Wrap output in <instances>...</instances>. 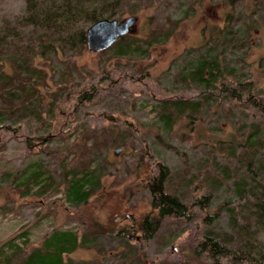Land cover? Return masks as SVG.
I'll return each instance as SVG.
<instances>
[{
    "label": "rangeland",
    "instance_id": "rangeland-1",
    "mask_svg": "<svg viewBox=\"0 0 264 264\" xmlns=\"http://www.w3.org/2000/svg\"><path fill=\"white\" fill-rule=\"evenodd\" d=\"M24 1L0 0V264H21L55 232L76 234L71 264H239L215 263L199 244L264 245L250 217L264 174V0H124L113 19L137 23L110 48L61 44L45 58L26 51L41 41L18 25ZM217 53L218 83L185 77ZM227 75L242 84L227 86L240 102L219 87ZM257 127L260 148L240 145ZM159 165L193 217H166L143 241ZM87 176L99 182L77 206L68 188ZM204 195L205 211L193 205ZM98 224L133 232L97 233Z\"/></svg>",
    "mask_w": 264,
    "mask_h": 264
},
{
    "label": "trees",
    "instance_id": "trees-1",
    "mask_svg": "<svg viewBox=\"0 0 264 264\" xmlns=\"http://www.w3.org/2000/svg\"><path fill=\"white\" fill-rule=\"evenodd\" d=\"M124 0H25L24 9L19 20V27L29 30L32 34H40L36 39L40 40V46L35 48L31 43L26 46V51L30 52L34 57L45 58L49 54L58 52V48L63 45L71 47H87L86 30L87 28L103 19H113L117 16V12ZM226 5L232 6V0H227ZM226 17H229L226 15ZM13 33L18 36V29H14ZM18 30V31H16ZM22 31V30H21ZM20 31V32H21ZM215 31V30H214ZM2 40V39H1ZM205 42V40H204ZM1 44V43H0ZM27 52V53H28ZM219 53L210 56L208 60H199L189 66L190 70L185 77L192 78L196 83H201L204 88L218 83V77L223 75L220 70ZM223 76L220 83V89L225 94V99L231 98L240 102L241 96L234 91L230 92L227 87L229 83L236 86L242 85L237 80L232 81L230 75ZM229 79V80H228ZM251 86L255 85L253 81ZM218 87V88H219ZM206 88V89H207ZM250 95V92L247 93ZM248 101L255 107H262L260 101H255L249 96ZM180 108L194 109V104L185 102L176 105ZM176 107V108H177ZM179 110V108H177ZM192 109V110H193ZM264 129V126H262ZM253 132L246 137L240 145L249 149L260 148L259 134L260 129L253 128ZM39 139L28 138L27 143L30 148L35 147ZM41 141H46L42 139ZM36 175V174H35ZM169 176V171L164 165H159L158 175L153 177L147 188L150 193L151 213L146 215L139 223V230L143 233V241L150 239L158 230L161 221L166 217H176L184 220H190L193 217L192 206H187L178 197L167 192L165 182ZM94 176H87L81 180L74 181L67 193L69 202L85 203L88 191L92 189L96 183ZM259 190V198L253 204L250 217L254 219L255 236L264 233V174L257 182ZM208 195H204L194 201L193 205L199 209L206 210L205 204L208 201ZM208 214V213H207ZM212 218L211 215H207ZM95 226V225H94ZM97 233H109L121 237L128 236L133 232L130 226H109L104 227L102 224L95 226ZM109 230V231H107ZM250 244L246 251H232L223 247L218 239L214 237H205L199 244V250L205 252L210 260L218 263L223 258H230L239 264H264V245L258 241ZM80 247L75 233L72 232H55L40 247L32 249L21 264H71L65 262L64 257L70 255Z\"/></svg>",
    "mask_w": 264,
    "mask_h": 264
},
{
    "label": "water",
    "instance_id": "water-1",
    "mask_svg": "<svg viewBox=\"0 0 264 264\" xmlns=\"http://www.w3.org/2000/svg\"><path fill=\"white\" fill-rule=\"evenodd\" d=\"M136 23L137 17L129 16L123 21L103 19L90 25L86 30V45L88 51L90 53H99L107 50L120 38L129 34ZM118 153V150L115 151V154Z\"/></svg>",
    "mask_w": 264,
    "mask_h": 264
}]
</instances>
